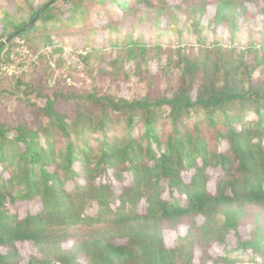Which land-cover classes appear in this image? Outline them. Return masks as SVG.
Segmentation results:
<instances>
[{
    "label": "trees",
    "instance_id": "1",
    "mask_svg": "<svg viewBox=\"0 0 264 264\" xmlns=\"http://www.w3.org/2000/svg\"><path fill=\"white\" fill-rule=\"evenodd\" d=\"M23 1L0 46L21 32L8 46L87 51L93 86L50 88L46 59L30 72L45 71L39 90L0 77L14 84L0 100L32 107L17 123L0 112V264H22L21 243L28 264H231L237 253L264 264V0ZM145 21L180 38L190 28L198 48L147 45L134 36ZM125 24L97 76L96 50L60 36ZM120 77L146 93L113 92Z\"/></svg>",
    "mask_w": 264,
    "mask_h": 264
},
{
    "label": "rangeland",
    "instance_id": "2",
    "mask_svg": "<svg viewBox=\"0 0 264 264\" xmlns=\"http://www.w3.org/2000/svg\"><path fill=\"white\" fill-rule=\"evenodd\" d=\"M25 14H26V8H25L23 0H0V34L2 32L1 25H2V22L4 20H6V19L7 20L8 19L9 20L10 19L18 20L22 16H24ZM260 20H262V18H260ZM180 28H182V27H180ZM183 29H184L183 30V38L182 37L180 38L179 34L177 32H175L174 29L164 28L163 26L156 27L153 23L145 21L144 24L138 23L137 26L134 27V36L135 37L142 36L141 37L142 41L144 43H146L147 45H150V46L161 45L164 47L171 46L173 48H176L178 46H186V47H194L195 49H197L198 45L196 43V38L192 34L191 29L190 28H184V27H183ZM131 31L132 30L129 29V26H127L125 24V26L120 27L117 31H111V32L110 31H108V32L98 31L96 35L89 34V33L85 32L83 34H78V33L73 34L72 33V34H63L60 36H63L62 37L63 39H66L67 42H69L71 44L77 45V47H79V48L87 47V48H90L91 50H96V52H97L95 54L96 58L91 63V65L89 67V72H88L89 73L88 75L91 77V76H97L100 68H102V67L108 68V63H107L109 60L108 54H109V52H112V49L114 48L113 45L117 43V44L123 46L127 40L128 34ZM244 38H246V35H244ZM18 43H22L24 46L28 47L33 52L38 51V50L45 48V47H48V46H50V48H51V46L52 47L62 46V47L72 48L69 46L58 44V45H48V46L41 47L37 50H33L29 46H27L26 43L23 41H19ZM18 43H16V44H18ZM102 48L106 49V51L104 53H102L100 51ZM115 48H117V47H115ZM76 52L78 54H80L81 59H82V56L87 55V51H84V50H78ZM82 53H86V55H83ZM43 59L48 60V64L52 60V58L51 59L43 58ZM41 61H40V64L38 66L32 68L30 70V72L33 69L39 68L41 65ZM82 62H83V60H82ZM83 64H84V62H83ZM162 65H163V63H162ZM49 67L51 68V70H53L50 64H49ZM56 67H57L56 70H59V78H58V81L56 82V85L59 82V80L61 79V77H63V78L71 77L74 79L77 86L76 87H67L66 86V88L68 90H70L76 94H87L88 92H90L91 87L93 86L92 85L93 79H91V78L89 79L88 77H86V75L83 73V70H82V72H77L75 70H68L66 72H63V63L62 62H57ZM128 68H129V66H128ZM83 69H84V67H83ZM108 69H110V67ZM154 69H155V67H154ZM70 71H74L78 75L75 74L73 76H70L69 75ZM30 72L28 74H26L27 77L24 79L25 82L31 84L35 90H39V89L43 88L42 87L44 85L43 80L46 78V73L43 70V68L40 69L39 71L34 72L33 74H30ZM54 74H55V71H54ZM52 77H50L49 80ZM18 78H20V77H18ZM49 80H48V85H49ZM137 80L138 79L135 77L131 80V83L128 84V82H125L123 80V78L120 77L117 80V82L113 85L112 90H113V92H119V91L122 92L128 86L127 90L124 93V96L126 98L133 99L134 97L141 96V95L146 93L147 88L144 84L139 83ZM64 83H65V81H64ZM102 84L105 87L107 85V82L104 81ZM108 84H109V82H108ZM49 87L54 88L51 86H49ZM161 89H165V86L162 85ZM10 90H14V84H12V85L5 84L2 87H0V93H2V94H6ZM48 93H50V92H46V94H48ZM49 96L52 97V94H49ZM29 97L31 98L30 102L37 104L39 107L44 106V102H41V100L36 96L35 93L29 94ZM28 108H32V107H30L29 105L26 106L24 103L17 102L14 99L6 98L4 100H0V112L2 113L4 118L11 123H17L21 119L26 118L27 117L26 113L28 112ZM64 109L66 112L71 113L74 110V106H73V104H67ZM233 243L235 244V240L233 241ZM168 244L172 245V241L169 240ZM18 247H19L20 253L25 257V261L22 264H28L29 258L32 255H35V252L26 243L18 244ZM211 254H213L214 256L219 254L216 246L213 248ZM198 257L199 256L196 257V262H198ZM233 258L237 259V261H235L236 263L257 262V261H251L249 259V257H244V256L240 255V253L234 254ZM236 263H231V264H236Z\"/></svg>",
    "mask_w": 264,
    "mask_h": 264
},
{
    "label": "built area",
    "instance_id": "3",
    "mask_svg": "<svg viewBox=\"0 0 264 264\" xmlns=\"http://www.w3.org/2000/svg\"><path fill=\"white\" fill-rule=\"evenodd\" d=\"M0 51V77L18 78L30 72V70L40 64L43 58L52 60L49 62L55 71L53 77L49 80V86L54 87L59 78V70H56V63H63V72L75 70L82 72L84 64L80 54L74 49L62 46H50L38 51H31L22 43L8 46ZM86 55V53H82ZM67 87H76L77 84L71 77L64 78Z\"/></svg>",
    "mask_w": 264,
    "mask_h": 264
},
{
    "label": "water",
    "instance_id": "4",
    "mask_svg": "<svg viewBox=\"0 0 264 264\" xmlns=\"http://www.w3.org/2000/svg\"><path fill=\"white\" fill-rule=\"evenodd\" d=\"M48 7H49V5L46 6V7L44 8V10H42L41 12H39V14L36 16V18H35V19L32 21V23L30 24L28 30H32V29H33V27L36 25L37 21L39 20L41 14L44 13V11H45ZM20 34H21V32H20V33H17L16 35H14V36H12L10 39H8L6 42H4V43L0 46V51H1L2 48H4L7 44H9L12 40H14L15 38H17ZM236 264H259V263H257V262H253V263H236Z\"/></svg>",
    "mask_w": 264,
    "mask_h": 264
}]
</instances>
